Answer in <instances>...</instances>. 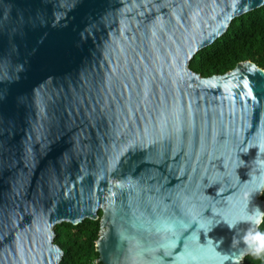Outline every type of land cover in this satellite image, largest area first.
Returning <instances> with one entry per match:
<instances>
[{"label": "water", "instance_id": "95a60500", "mask_svg": "<svg viewBox=\"0 0 264 264\" xmlns=\"http://www.w3.org/2000/svg\"><path fill=\"white\" fill-rule=\"evenodd\" d=\"M262 6L0 0V264H59L55 226L99 218L102 264H242L264 69L190 63Z\"/></svg>", "mask_w": 264, "mask_h": 264}, {"label": "trees", "instance_id": "16d2710c", "mask_svg": "<svg viewBox=\"0 0 264 264\" xmlns=\"http://www.w3.org/2000/svg\"><path fill=\"white\" fill-rule=\"evenodd\" d=\"M247 60L264 69V6L234 19L226 33L195 55L190 67L203 77H211ZM261 197L264 200V192ZM257 230L264 231V219ZM100 232V218L57 224L54 240L64 251L59 264H102L96 246ZM242 264H264V256L250 253Z\"/></svg>", "mask_w": 264, "mask_h": 264}, {"label": "clouds", "instance_id": "9594fccd", "mask_svg": "<svg viewBox=\"0 0 264 264\" xmlns=\"http://www.w3.org/2000/svg\"><path fill=\"white\" fill-rule=\"evenodd\" d=\"M254 219L250 220L249 223L258 226L261 223V220L264 219V212H261L259 207L257 206L254 210V212L250 213ZM229 229H234L235 224L224 221ZM217 224H211L209 225V231L212 230L213 227H215ZM203 230V229H202ZM243 241L247 247V249L255 256H264V231H248L243 236ZM223 242V238L219 241V243Z\"/></svg>", "mask_w": 264, "mask_h": 264}, {"label": "built area", "instance_id": "2783aa9c", "mask_svg": "<svg viewBox=\"0 0 264 264\" xmlns=\"http://www.w3.org/2000/svg\"><path fill=\"white\" fill-rule=\"evenodd\" d=\"M94 264H96V263H94Z\"/></svg>", "mask_w": 264, "mask_h": 264}]
</instances>
